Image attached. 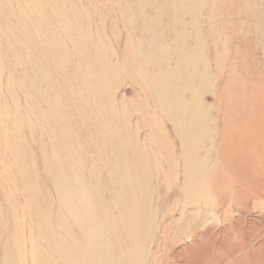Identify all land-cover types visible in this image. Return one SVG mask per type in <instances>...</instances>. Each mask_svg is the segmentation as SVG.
Returning a JSON list of instances; mask_svg holds the SVG:
<instances>
[{"label": "rangeland", "instance_id": "1", "mask_svg": "<svg viewBox=\"0 0 264 264\" xmlns=\"http://www.w3.org/2000/svg\"><path fill=\"white\" fill-rule=\"evenodd\" d=\"M199 1L0 0V264H118L104 219L119 217L105 201L109 191L122 208L115 178L123 169L130 197L151 184L148 212L137 210L147 238L136 248L141 264H252L215 256L227 243L264 263V44L256 31L264 0ZM191 2L199 4L192 15ZM185 23L191 36L179 42L192 45L198 34L201 48L190 54L207 75L180 94L181 113L193 116L181 120L194 131L186 149L198 140L193 168L173 133L179 107L159 105L173 100L180 86L169 74L182 81L187 62L172 46L147 44L148 34L159 43ZM155 51L157 65L145 69L140 53ZM92 236L105 263L88 256Z\"/></svg>", "mask_w": 264, "mask_h": 264}, {"label": "bare ground", "instance_id": "2", "mask_svg": "<svg viewBox=\"0 0 264 264\" xmlns=\"http://www.w3.org/2000/svg\"><path fill=\"white\" fill-rule=\"evenodd\" d=\"M5 1V0H4ZM194 1V0H192ZM197 3H200L199 0H196ZM15 5V4H14ZM196 5L195 2L192 3L191 2V6L189 7V14H193L194 12H198V10H196ZM199 5V4H198ZM197 5V6H198ZM243 5V4H242ZM16 6V5H15ZM175 7V6H174ZM17 8V7H16ZM22 8V7H21ZM51 11V10H50ZM53 12V11H52ZM52 14V13H51ZM60 14V13H59ZM25 18V17H24ZM259 18L261 19L260 26H257L256 31L259 34L258 36L262 37V44H264V6L261 7V10H259ZM136 19V18H135ZM31 21V20H30ZM34 22V21H33ZM158 22V21H156ZM188 24V23H187ZM187 24L185 23V28L183 25V28L179 29V30H172L170 36L168 38H166L165 40H163V38H161V41L158 43L155 41V38L151 41H149V39L151 38L150 34H148V42L147 44H149V42L152 44L151 49L154 47L156 50L161 51L162 49H166L169 48L170 46H172L175 50H176V54H177V59L181 58V60L186 61L187 62V68L185 67L183 70H185V72H183V80L179 81L176 79H182L178 77V74H176V70L174 69L173 72L171 74H169L171 80L175 81L178 83V85L180 86V89L177 90L176 92L173 93L172 95V99H170L169 104H167L165 101H161L159 103L160 107L161 105L163 107H165V105L167 106H172L174 105L175 107L178 106L179 110L176 111L177 115L179 114V116H177V125L175 124V127L173 128V133L178 136L181 145H182V150L180 152V157L183 158V164L187 167L191 166L193 164V156L192 153H194V148L196 147L195 145L197 144V141L195 142V144H192L188 149H186V147H188V141L191 138V136L193 137L194 135V131L192 130V128H190L189 126H181V120L183 119H188V121L190 122L191 120H193V116H188L185 115V113H181V104L184 102L183 99L180 98V94L184 95V92L188 91L190 89V86H192L194 83H197L198 81H201L203 79V74L206 75L205 70L202 69V73L203 74H199L196 71V58L190 54L191 50L196 49V52L198 51L199 48H201L200 43H199V37L198 34H194V40H193V44L192 45H188V44H184V43H180L179 41V37L180 36H186L190 34V31L187 30ZM158 25V24H157ZM187 26V27H186ZM83 28V27H82ZM66 29V28H65ZM67 30V29H66ZM142 30H144V28H142ZM40 31V30H39ZM183 33V34H182ZM191 36V35H189ZM62 39V38H61ZM63 40V39H62ZM257 41V37H255V42ZM65 43V42H64ZM139 47H141V41L138 42ZM156 43V44H154ZM257 44H260L257 41ZM190 49V50H189ZM159 51H155V52H150L149 54H144V53H140L141 54V62L143 63V65H145V69L147 68V66L150 65H154L156 66L158 62L157 60V55L159 53ZM201 51V50H200ZM199 53V52H198ZM74 56V55H73ZM86 56V55H85ZM179 56V57H178ZM196 56V54H195ZM75 57V56H74ZM77 58V57H76ZM52 60V58H51ZM78 60V59H77ZM263 60H264V55H263ZM11 61V60H10ZM83 62V61H82ZM93 62V61H92ZM180 62V61H179ZM53 63V62H52ZM66 63V62H65ZM80 63V62H79ZM180 65V64H179ZM204 66V65H203ZM183 67V66H182ZM87 68V67H86ZM203 68V67H202ZM148 69V68H147ZM161 69V68H160ZM29 70V69H28ZM178 70V68H177ZM9 71V70H8ZM26 71V70H25ZM67 73V72H66ZM155 73V72H154ZM18 74V73H17ZM177 75V77H176ZM207 76V75H206ZM151 80L154 81V79H157L158 83H162V81L160 80V78H158V76H151L150 77ZM11 80V79H10ZM30 80V79H29ZM204 82V81H202ZM32 83V82H31ZM31 85V84H30ZM196 85V84H195ZM36 87V86H35ZM58 88V87H57ZM34 89V88H33ZM57 90V89H56ZM25 99V98H24ZM29 99V98H28ZM34 100V99H33ZM35 101V100H34ZM158 101V100H157ZM159 102V101H158ZM55 103V102H54ZM102 103V102H101ZM165 103V104H164ZM52 104V103H51ZM196 104V103H195ZM99 105V104H98ZM96 104V112L99 113L100 119L102 120L103 125H109V121L112 122V120H114L113 118L110 120L109 115L107 114L106 110H104V108L101 107V105ZM17 106V105H16ZM48 106V105H47ZM186 106V105H185ZM202 106V105H201ZM50 107V106H49ZM122 107V106H121ZM200 107V106H199ZM55 108V107H54ZM59 109V108H58ZM34 110V109H33ZM38 111V110H37ZM151 111V110H150ZM175 111V110H174ZM39 112V111H38ZM172 111H168L166 114L167 116H170V113ZM208 112V111H206ZM41 113V112H40ZM97 113V114H98ZM163 113V112H162ZM152 114V113H151ZM164 115V114H163ZM175 114H173L174 116ZM144 116V114H143ZM128 117V116H127ZM142 118V117H140ZM145 118V117H144ZM197 116H195V120H196ZM123 119V118H122ZM149 121V120H148ZM168 122V121H167ZM196 122V121H195ZM136 123V122H135ZM134 123V124H135ZM185 123V122H184ZM79 124V123H78ZM57 125V124H56ZM80 125V124H79ZM102 125V126H103ZM113 125V124H112ZM201 126V125H200ZM112 127V126H111ZM173 127V126H172ZM62 128V126H61ZM109 131V130H108ZM108 131H106L105 129H103L102 131V140H107L106 136L104 135V133H109ZM191 131V133H190ZM196 131V130H195ZM202 131V130H201ZM187 132V133H186ZM199 132V131H198ZM133 134V133H132ZM31 137V136H30ZM117 137V136H115ZM114 138V136H113ZM134 139V138H133ZM108 141V140H107ZM141 141H143V139H141ZM154 142V141H153ZM190 142V141H189ZM261 142V141H260ZM157 143V142H156ZM115 144V143H114ZM114 144H110L109 148H112L110 151H112L113 155L118 152V149L115 147ZM238 145H241L239 143H237ZM32 148V146H30ZM143 148V147H142ZM33 149V148H32ZM131 149V148H130ZM152 149V146H151ZM31 150V149H30ZM133 152V151H132ZM53 154V153H51ZM118 155V154H117ZM124 155V154H123ZM129 155V154H128ZM156 156V155H155ZM27 160V159H26ZM45 161V160H44ZM123 161V159H122ZM202 162V161H201ZM112 163V162H111ZM135 163V162H134ZM107 164V163H106ZM117 164V163H116ZM157 165V164H156ZM159 165V164H158ZM194 165V164H193ZM183 166V165H182ZM192 167V166H191ZM194 167V166H193ZM192 167V168H193ZM56 168V167H55ZM54 168V169H55ZM58 169V168H57ZM135 169V167L133 168ZM139 169V168H138ZM147 169V168H146ZM153 169V168H151ZM138 171V170H137ZM66 173V172H64ZM73 173V174H71ZM71 175L74 178L73 182H75V184H77L78 186L81 184V182L83 181L82 178H80L76 172H74L73 170H71ZM126 173V169H123V171L121 172V174H117L116 175V184L119 187V189L121 190L122 193H120V199L121 202L120 204L122 205V208L117 204V200L115 198H113V195L111 192H107V198H106V206L107 208H109L110 213H114L116 212V210L118 209L119 211V217H117V220H113L110 218V216L108 214H106V217L104 219V223L106 228L109 229L110 233L113 234V244H112V248H115V254L117 255L116 258H118V264H141L142 261L140 260V256L136 253V248L140 245H145L147 238L144 239V236H142V227L143 223L145 222L144 220H142V216L139 214V212L141 210H147L146 208L148 207V202L151 196L150 195V185L149 182L147 184H145V186H143L142 188H139L137 190V193L140 194V196H142V198H138L136 200V198L134 197H130L128 195V193L126 192L125 188L127 184H123L122 185V181L124 180L122 177L123 175ZM198 174V173H197ZM203 174V173H202ZM248 174V173H247ZM184 175V176H183ZM251 175V174H250ZM151 172H149V180L151 178ZM158 177L159 175H153L152 177ZM183 176V180L186 182L188 180H185V173L182 174ZM245 177V176H244ZM148 178V176H146V179ZM59 185L58 187L60 188V198L61 201H63L64 205H67V197L65 195V189L67 187H69V185L66 184L65 181V177L62 174V172H60L59 174ZM194 179V178H193ZM255 179V178H254ZM112 180H114V178H111V176L108 178V181H110L111 184H113ZM154 180V179H153ZM192 182V181H191ZM245 182V181H244ZM247 182V181H246ZM110 187V186H109ZM252 193V190H250ZM256 191L253 189V192ZM192 192V191H191ZM255 193V192H254ZM185 194V193H184ZM257 194V193H256ZM40 195V194H39ZM29 196V195H28ZM44 197V196H43ZM33 198V197H32ZM46 198V197H45ZM48 198V196H47ZM41 200V199H40ZM47 200V199H46ZM30 201V200H29ZM45 201V200H44ZM70 202V201H69ZM57 204V203H56ZM88 204V203H87ZM45 207V206H44ZM102 206H100L101 208ZM85 209V208H84ZM95 209V208H94ZM141 209V210H140ZM97 210V209H96ZM104 210V209H103ZM137 210H140L139 212ZM98 212V211H97ZM144 212V211H143ZM146 212V211H145ZM148 212V210H147ZM1 213V212H0ZM73 218H74V223L75 225H78V223H80V221H82L81 216L79 217V215L77 213H73ZM144 215V214H143ZM142 217V218H141ZM145 217V216H144ZM35 217H33L34 219ZM43 218V217H42ZM72 218V219H73ZM102 218V216H101ZM87 219V218H86ZM66 220V219H65ZM147 220V219H145ZM96 222V221H95ZM6 223V222H5ZM4 223V224H5ZM43 223V222H42ZM1 224V223H0ZM147 224V222H146ZM44 225V224H43ZM148 225V224H147ZM50 226V225H49ZM7 227V226H6ZM61 227L64 228V224H61ZM84 229V227L82 228ZM145 228L144 231H146ZM43 231V230H42ZM45 231V230H44ZM67 231V230H66ZM80 232V230H79ZM71 233V232H70ZM102 233V232H101ZM149 233V232H148ZM145 237H146V232H144ZM94 236V235H93ZM92 236V239L89 243H91V247L92 249L90 251H88L87 253L89 254L88 256H90L91 258H95L96 260H98L100 263L103 262L105 263L106 260L108 261L107 258H103L102 259V253H103V248H99V246L97 245V243L95 242L94 238ZM138 237H139V241H138ZM117 239V240H116ZM88 240V239H87ZM101 241V240H100ZM47 242V241H46ZM65 242V241H64ZM66 243V242H65ZM102 243V242H101ZM99 244V243H98ZM86 245V244H85ZM55 246V244H54ZM88 246H90L88 244ZM58 247V246H56ZM5 248V247H4ZM17 248V247H16ZM94 248V250H93ZM140 248V247H139ZM143 248H145L144 246H142V248L140 249V251L143 250ZM138 249V248H137ZM106 250V249H105ZM240 250V249H239ZM59 251V250H58ZM67 251V250H65ZM140 251H138L139 253H141ZM86 252V251H85ZM144 251H142L143 254ZM216 254H215V253ZM213 254H215V256L217 255L218 257H220L221 259L226 258V256L230 253V255H232L234 258H240L241 256H245V259H252V264H264L263 260H262V256L257 252V251H253V252H237V250L235 251L233 249V244H225L222 246V248H218L217 251H214ZM5 254V253H4ZM140 254V255H142ZM139 256V257H138ZM143 256V255H142ZM140 258V259H139ZM4 259V258H3ZM3 264V262H2ZM72 264V263H71Z\"/></svg>", "mask_w": 264, "mask_h": 264}]
</instances>
